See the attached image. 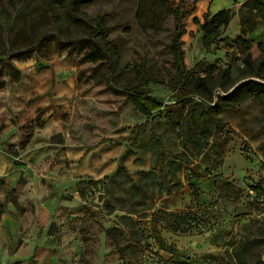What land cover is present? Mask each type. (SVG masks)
<instances>
[{
	"label": "rangeland",
	"instance_id": "rangeland-1",
	"mask_svg": "<svg viewBox=\"0 0 264 264\" xmlns=\"http://www.w3.org/2000/svg\"><path fill=\"white\" fill-rule=\"evenodd\" d=\"M175 2L185 13L179 19L184 33L196 1ZM79 9L89 23L103 16L101 23L111 27L104 36L114 48L99 66L83 60L84 51H79L83 43L74 38L91 30L68 19L55 0H0L1 76L14 77L9 66L17 68L36 57L69 58L76 78L73 107L63 116L69 134L89 146L124 145L125 154L141 155L149 150L151 167L155 152L165 161L174 158L181 162L176 173L181 186L168 193L166 169L133 178L123 163L121 173L100 184L86 180L78 192L85 201L87 218L79 230L73 228L76 234L50 237V264L118 263V252L107 235L110 228L121 245L130 240L139 244H130L127 252L140 257V264H264V95L249 97L235 92L227 98L228 92L216 90L211 104H216L211 113L216 127L199 151L182 139L177 125L188 101L199 100L192 96L176 102L181 71L197 72L213 65L230 67L231 74L238 76L243 55L232 42L236 17H231L227 29L208 49L194 31L188 40L182 33L176 41L182 51L178 62L171 48L176 24L173 15L159 31L143 32L135 21L136 0H92ZM56 26L61 27L59 36L64 42L74 39L69 46L62 48L53 39L30 45L42 34H55ZM244 37L252 41V58L257 57V43L264 37ZM106 70L115 87L139 85L168 108L149 116L140 114L125 95L111 91L103 77ZM189 207L203 220L188 233H172L148 224L156 209ZM133 231L139 232L138 237H131Z\"/></svg>",
	"mask_w": 264,
	"mask_h": 264
},
{
	"label": "crops",
	"instance_id": "crops-1",
	"mask_svg": "<svg viewBox=\"0 0 264 264\" xmlns=\"http://www.w3.org/2000/svg\"><path fill=\"white\" fill-rule=\"evenodd\" d=\"M244 1L196 0L184 40L192 31L202 36L194 17L202 22L222 8L236 17L233 38L241 35L237 11ZM250 34L264 37V17L245 35ZM17 68L19 79L5 76L0 88V264H50V237L76 234L73 228L79 230L87 218L80 186L106 181L120 163L138 178L150 170L152 158L149 150L126 155L124 145L89 146L69 134L63 116L76 95L69 58L48 54Z\"/></svg>",
	"mask_w": 264,
	"mask_h": 264
},
{
	"label": "trees",
	"instance_id": "trees-1",
	"mask_svg": "<svg viewBox=\"0 0 264 264\" xmlns=\"http://www.w3.org/2000/svg\"><path fill=\"white\" fill-rule=\"evenodd\" d=\"M91 1L92 0H55V4L57 7L64 10L68 19L72 20L74 23H82L89 27L91 31L88 34L82 37L74 36V38L83 43L79 48V51H84L82 56L83 60L91 63H98L99 66L107 61V55L112 52L114 44L112 41H108L104 36L111 30V27L105 26L101 23L104 19L103 16H100L92 21V23H89L84 18L85 13L80 11V6L88 4ZM183 1L184 0H180L181 3ZM195 1L196 0H194V2ZM237 14L240 21V33L241 35H245L255 29L259 18L264 17V2L263 0H245L238 8ZM170 15H173L176 20L174 27V40L171 48L179 62V60H181L180 57L182 51H180L179 46L176 45V41L184 31L179 25V19L184 16L185 13L180 12V8L175 0H136L135 21L143 32L147 30L159 31L167 17ZM231 17V9L222 8L213 14H206L202 22L196 17L193 18V22L199 26V29L202 32L201 39L204 49H208L218 40L222 29H225L228 26ZM59 31H61V27L56 26L55 34H42L35 41L31 42L30 45L35 47L53 39L55 43L62 48L69 46L74 39L64 42L59 36ZM241 35L232 39L236 48L243 55L241 59L242 65L239 67L237 77H234L231 74L230 67L216 68L213 65L203 67L197 72H180L181 78L179 81V87L177 88L179 93L176 97V102L192 96L197 97L199 100L188 101V109L183 115L182 121H178L177 125L180 127L179 134H181L182 139L189 142L197 151H199L203 142H207L210 139L216 127L211 116V113L216 106V104L211 105L214 103L215 91L220 89L224 92H228L241 80L254 77L262 78L264 76V41H259L257 43L259 53L257 57L252 58L250 53L252 41ZM94 36H101V39L95 40ZM29 50L31 51L33 48ZM14 56L16 55H11V57ZM9 68L15 74L14 77L8 75L10 79L13 81L18 80L20 77V70L12 66H9ZM108 73L109 70H106L103 77L106 78L105 81L111 91L125 95L140 114L149 116L154 111H159L165 107L168 108L162 100L150 95L147 91L142 90L139 88V85H130L122 88L115 87L112 85V80ZM4 77L5 76H1L0 73V88L5 84ZM235 92H241L249 97H260L264 95V84L254 80L244 81L236 87L233 92L229 93L227 98L232 97ZM206 105L208 106L207 108ZM155 155V164L150 170L142 173V177L153 176L155 172L162 173L163 169H166L165 187L168 193L174 192V190L181 186V183L176 177V173L181 170V162L174 158L165 161L162 155L157 154V152L154 153V156ZM124 157L125 155L121 158V161H123ZM122 171L123 167L120 164L114 174L118 175ZM202 220L203 218L192 207L179 211H168L159 208L152 213L150 224L151 228L160 225L163 229L172 233H188L193 229L198 228ZM139 232H141V235L143 236L144 231L141 230ZM139 232L133 231L131 237H138ZM107 235L112 239L114 248L118 252V263L112 264L141 263L140 257H137L134 253L127 252L131 247L130 244L137 246L139 245L138 243H134L133 240H125L128 242L127 245H121V239H118V235L113 233L112 228L107 230ZM159 259L161 260V258Z\"/></svg>",
	"mask_w": 264,
	"mask_h": 264
},
{
	"label": "water",
	"instance_id": "water-1",
	"mask_svg": "<svg viewBox=\"0 0 264 264\" xmlns=\"http://www.w3.org/2000/svg\"><path fill=\"white\" fill-rule=\"evenodd\" d=\"M247 80H254V81H257V82H260V83H262V84H264V80L263 79H259V78H249V79H245V80H241V81H239L238 83H236L229 91H228V93H230V92H232L236 87H238L241 83H243L244 81H247ZM101 198H102V196H101V194L98 196V201H101ZM213 254H216L217 253V251H213L212 252Z\"/></svg>",
	"mask_w": 264,
	"mask_h": 264
}]
</instances>
